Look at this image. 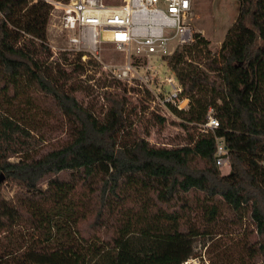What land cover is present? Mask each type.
Masks as SVG:
<instances>
[{
	"label": "trees",
	"instance_id": "1",
	"mask_svg": "<svg viewBox=\"0 0 264 264\" xmlns=\"http://www.w3.org/2000/svg\"><path fill=\"white\" fill-rule=\"evenodd\" d=\"M234 1L236 19L217 51L194 34L162 58L189 101L171 113L183 128H200L185 144L157 147L121 138L124 91L105 95L100 117L77 97L70 72L45 65V0H0V93L37 91L69 133L61 146L18 160L0 149V264H184L199 257L194 244L206 234L196 214L205 224L223 214L243 228L236 263L264 264V0ZM209 111L213 132L201 127ZM215 138L228 150L224 175ZM216 263L232 264L227 254Z\"/></svg>",
	"mask_w": 264,
	"mask_h": 264
},
{
	"label": "rangeland",
	"instance_id": "2",
	"mask_svg": "<svg viewBox=\"0 0 264 264\" xmlns=\"http://www.w3.org/2000/svg\"><path fill=\"white\" fill-rule=\"evenodd\" d=\"M192 11L193 31L207 40L212 52L217 51L236 19L238 3L234 0H193ZM46 45L49 53L41 56L45 65L52 67L57 63L66 72H70V83L76 86L77 97L96 115L101 117L107 110V93H126L129 117L121 138L131 140L144 136L154 146L167 147L185 144L198 134L200 126L183 128L170 109L164 110L151 103L150 91L157 92L160 87L168 88L165 79L175 77L162 59H152L150 64L153 73L147 89L115 81L106 74L100 63L87 59L82 61L77 55L60 50L62 42L50 13L46 26ZM52 48H55L56 53H53ZM102 54L104 62L122 63L124 60L110 45L104 46ZM75 63L83 65V70L73 71ZM68 134L66 121L37 91L28 88L16 98L0 93V149L9 150L11 160L55 149L67 141ZM229 168L218 170L224 175ZM3 193L6 198H11L13 190L6 188ZM194 224L206 234L194 244L199 257L184 264H217V257L221 258L225 254L232 264L238 262L243 255V228L233 225L223 214L211 224L203 223L200 215L196 214Z\"/></svg>",
	"mask_w": 264,
	"mask_h": 264
},
{
	"label": "built area",
	"instance_id": "3",
	"mask_svg": "<svg viewBox=\"0 0 264 264\" xmlns=\"http://www.w3.org/2000/svg\"><path fill=\"white\" fill-rule=\"evenodd\" d=\"M55 20L62 42L61 51L92 60L115 81L139 88L151 84L152 59L173 54L177 47L194 41L191 27L193 0H45ZM110 45L123 56V62H104L103 48ZM53 53L55 48H52ZM168 88L152 93L151 103L166 110L188 108L175 77L164 81ZM146 88V89H147ZM203 131L218 128L211 111ZM215 165L229 168L228 150L222 139L215 138Z\"/></svg>",
	"mask_w": 264,
	"mask_h": 264
},
{
	"label": "water",
	"instance_id": "4",
	"mask_svg": "<svg viewBox=\"0 0 264 264\" xmlns=\"http://www.w3.org/2000/svg\"><path fill=\"white\" fill-rule=\"evenodd\" d=\"M4 181V176L0 174V184Z\"/></svg>",
	"mask_w": 264,
	"mask_h": 264
}]
</instances>
